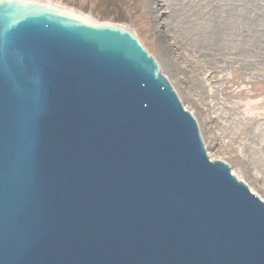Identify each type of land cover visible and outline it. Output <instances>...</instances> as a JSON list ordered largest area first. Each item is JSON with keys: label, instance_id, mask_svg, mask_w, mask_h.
Returning <instances> with one entry per match:
<instances>
[{"label": "water", "instance_id": "water-1", "mask_svg": "<svg viewBox=\"0 0 264 264\" xmlns=\"http://www.w3.org/2000/svg\"><path fill=\"white\" fill-rule=\"evenodd\" d=\"M69 9L0 0V264H264V200L147 46Z\"/></svg>", "mask_w": 264, "mask_h": 264}, {"label": "rangeland", "instance_id": "rangeland-1", "mask_svg": "<svg viewBox=\"0 0 264 264\" xmlns=\"http://www.w3.org/2000/svg\"><path fill=\"white\" fill-rule=\"evenodd\" d=\"M80 10L96 21L126 24L141 38L172 82L182 104L196 118L208 155L231 164L234 174L264 200V66L242 63L216 67L178 55L179 76L166 63L174 49L163 33L164 14L151 11V0H50ZM174 56V55H173ZM176 56V54H175ZM174 56V57H175Z\"/></svg>", "mask_w": 264, "mask_h": 264}, {"label": "bare ground", "instance_id": "bare-ground-1", "mask_svg": "<svg viewBox=\"0 0 264 264\" xmlns=\"http://www.w3.org/2000/svg\"><path fill=\"white\" fill-rule=\"evenodd\" d=\"M151 2L152 12L162 10L163 33L172 34L170 40L176 46L177 53L171 47L165 50L167 67L173 75L182 73L175 65L178 55L184 56L185 52L197 58V63L214 67L219 62H240L248 68L256 63L264 66V0Z\"/></svg>", "mask_w": 264, "mask_h": 264}]
</instances>
